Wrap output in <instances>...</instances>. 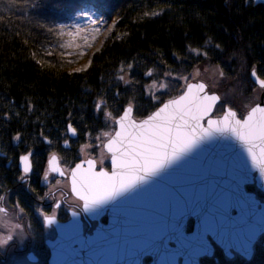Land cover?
Wrapping results in <instances>:
<instances>
[{
	"label": "trees",
	"instance_id": "trees-1",
	"mask_svg": "<svg viewBox=\"0 0 264 264\" xmlns=\"http://www.w3.org/2000/svg\"><path fill=\"white\" fill-rule=\"evenodd\" d=\"M92 3L115 21L112 36L79 72L62 52L55 20ZM251 0H0V111L7 113L9 137L25 136L31 124L16 121L55 119L56 128L71 122L80 134L106 126L95 99L113 83L121 66L128 82L118 80L107 112L117 116L130 104L141 119L181 92L176 78H188L201 65L216 66L220 100L213 115L229 106L239 115L256 87L250 71L264 80V4ZM155 13V14H154ZM59 18V17H58ZM206 54L193 55L189 48ZM165 79L168 88L148 87ZM109 88V87H108ZM212 91V90H210ZM3 117H0V120ZM106 121V120H105ZM12 122V123H10ZM264 201V191L253 185ZM250 259L226 257L215 246L199 264H264V237L254 242Z\"/></svg>",
	"mask_w": 264,
	"mask_h": 264
},
{
	"label": "water",
	"instance_id": "water-1",
	"mask_svg": "<svg viewBox=\"0 0 264 264\" xmlns=\"http://www.w3.org/2000/svg\"><path fill=\"white\" fill-rule=\"evenodd\" d=\"M251 1L252 4H264V0ZM249 77L261 90L257 101L241 117L237 115L236 118L241 120L253 107H264V88L258 82L263 79L254 69H251ZM201 84L204 85L202 91L195 87ZM189 85L193 88L188 100L196 96L218 97L211 112L200 121L202 127L207 126L209 118L220 121L229 110L236 112L226 106L220 115H213L220 100L218 93L209 91L201 80L188 81L180 94L163 101L141 119L133 117L130 104L125 105L115 118L113 134L103 146L115 137L117 131L123 133L133 123H142L168 104L169 108L152 123L162 121L176 110L178 106L171 102L188 92ZM129 109L128 116L121 121ZM72 126L68 122L69 138L77 134ZM69 127L74 132L69 131ZM104 149L110 154V171L107 172H111V153ZM88 160L92 159L77 163L81 165L77 170L78 179L86 174ZM71 177L72 170L69 176L72 190ZM249 184L264 191V176L252 167L244 148L231 136L213 135L132 191L86 211L89 218L96 219L98 211L108 210L107 223L95 226L91 234L82 235L80 225L72 215L67 232L59 230L56 238L46 241L50 251L46 263L143 264V258L149 256L151 259L147 264H199V258L212 256L214 245L226 257L235 253L250 259L254 242L260 236L264 237V201L254 191L246 189ZM189 219L192 220V228L187 231Z\"/></svg>",
	"mask_w": 264,
	"mask_h": 264
},
{
	"label": "flooded vegetation",
	"instance_id": "flooded-vegetation-1",
	"mask_svg": "<svg viewBox=\"0 0 264 264\" xmlns=\"http://www.w3.org/2000/svg\"><path fill=\"white\" fill-rule=\"evenodd\" d=\"M0 117H3L0 120V209H3L0 211V241H4L0 244V264H47L50 251L46 241L56 238L59 230L67 232L72 215L80 225L82 235L91 234L95 226L107 223V209L98 211L96 219L89 218L83 210V201L71 190L69 176L75 164L87 159L96 161L95 170L103 168L110 171V154L103 146L109 135L97 145L107 155V160L100 165L96 152L83 157L80 155V147L86 144V138L93 134L92 131L81 135L70 122L77 134L69 138L68 122L59 130L55 119H38L14 122L32 126L25 136L15 134L9 137L5 127L9 122L7 113L0 111ZM103 122L106 123L105 120ZM108 125L106 123L105 127ZM114 130L115 125L111 134ZM22 155L29 156L31 169L28 173L23 172L20 164ZM53 156L56 157L53 164L56 171L50 170L49 161ZM53 215L55 222L45 225L44 216ZM191 224L189 219L187 231L191 230ZM143 259L148 263L151 258L146 256Z\"/></svg>",
	"mask_w": 264,
	"mask_h": 264
},
{
	"label": "snow or ice",
	"instance_id": "snow-or-ice-1",
	"mask_svg": "<svg viewBox=\"0 0 264 264\" xmlns=\"http://www.w3.org/2000/svg\"><path fill=\"white\" fill-rule=\"evenodd\" d=\"M258 82L264 88V80ZM195 87L202 91L204 85ZM192 88L193 85H189L188 92L171 102L178 107L162 121L152 123L169 108L168 104L142 123H133L125 128L123 133L120 131L115 133V137L104 145L111 153V172L104 171L103 168L95 171L96 161L93 160L87 161L86 174L81 175L79 179L77 170L81 169V165L77 164L72 169V191L83 201L85 211H91L132 191L149 177L156 176L180 160L199 143L217 134L231 136L239 142L247 153L252 167L258 169L261 176H264V107H253L242 120L236 118V112L229 110L223 120L209 118L206 121L207 126L202 127L200 121L211 112L212 105L218 97L206 95L188 100ZM186 100L187 104H183L182 102ZM130 111L131 109L125 112L121 121ZM69 131L74 132V129L69 127ZM19 159L23 172L28 173L31 169L29 156L22 155ZM55 160L56 157L53 156L49 161L51 171L57 170L53 166ZM54 222V215L44 216L45 225ZM3 243L4 241H0V244Z\"/></svg>",
	"mask_w": 264,
	"mask_h": 264
},
{
	"label": "rangeland",
	"instance_id": "rangeland-1",
	"mask_svg": "<svg viewBox=\"0 0 264 264\" xmlns=\"http://www.w3.org/2000/svg\"><path fill=\"white\" fill-rule=\"evenodd\" d=\"M58 17L55 20V25L59 28L57 30L59 31L58 33L61 38L60 45L62 47L63 55L65 56L67 62L73 64L71 66L73 70L78 72L80 70H84L90 63L92 55L100 50L105 41L112 36V31H114L115 28V21L107 19L105 14L100 9L96 8L92 3L76 7V9L67 12L64 16H60L59 13ZM209 46L210 44L206 43L202 48L189 49L193 55H201L203 57L206 54L205 48ZM131 68V65L119 67L118 73L120 74H118L116 80H114L115 82H106L107 90L103 92L104 94L102 97H98L94 101L95 105H97L96 111L102 115V118L106 120L105 122L109 125L94 135L88 134L91 136H87L86 144L80 147V155L83 157L96 152L98 155L95 157L97 159V163L100 165L107 160V155L102 151V149L100 150L97 145L111 134L114 129V118L116 117L107 112V109L110 106L108 104V100H110V94L115 91L114 86L118 80L120 83L128 82L127 76L122 72H124L125 69L131 70ZM219 78V68L216 66L201 65L194 67L190 71L189 79L184 77L183 79L182 77L176 79L180 82L181 89H183L185 83L189 80H201L206 83L208 89L216 91ZM148 82V87H160L162 90H166L168 88V84L170 83L165 79H162L161 81L153 79ZM260 90L261 88L257 86L254 88L253 96L251 97L252 99L248 107L256 102ZM248 107L245 108V111ZM243 113L239 114V117H241ZM144 264H146V262H144Z\"/></svg>",
	"mask_w": 264,
	"mask_h": 264
}]
</instances>
